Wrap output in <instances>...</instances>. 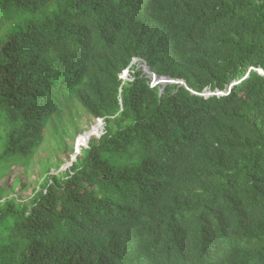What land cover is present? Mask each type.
<instances>
[{
	"label": "trees",
	"instance_id": "obj_1",
	"mask_svg": "<svg viewBox=\"0 0 264 264\" xmlns=\"http://www.w3.org/2000/svg\"><path fill=\"white\" fill-rule=\"evenodd\" d=\"M258 70L264 0H0V264H264Z\"/></svg>",
	"mask_w": 264,
	"mask_h": 264
},
{
	"label": "rangeland",
	"instance_id": "obj_2",
	"mask_svg": "<svg viewBox=\"0 0 264 264\" xmlns=\"http://www.w3.org/2000/svg\"><path fill=\"white\" fill-rule=\"evenodd\" d=\"M122 79H124V81H127V79L129 78V73L127 74H122ZM175 85V84H174ZM220 92V91H216L215 93ZM208 93H212V92H204L203 94H201V96H207ZM79 115L80 118L78 119L77 116L75 114L72 115L73 117V123L75 125L76 128V132L80 133V134H74L72 129H69V136L65 139L66 144H67V148L68 149H72V154L70 155V159L72 160L74 155H78L80 153L81 148H86L87 146H81L78 149V154L76 153V149L78 148L79 145H81L82 143L79 141V136L82 135L83 133H85V135H83V138H85L86 136H91V133L93 131L92 127L97 125V122L95 119L89 117L87 115V112L83 109H79ZM67 116V115H66ZM78 138V140H77ZM88 143V142H87ZM76 147V148H75ZM50 151L53 152L54 154L58 155V152L54 146V142L46 136V142L38 149V151L36 152V154L34 155V162H38V161H42L47 154H50ZM54 156V155H53ZM60 159H63V164L61 166V168L59 169V172H61L62 170L64 171L66 169V167H68L70 165V163H68L67 161H65V156H61L58 155ZM55 160V157L51 158V161L53 162ZM44 170V166L41 167H36L34 166L33 171L34 174L30 176V179H28L27 177H22L21 178V182L25 183L27 185V187L25 189L21 190V185H17L16 187V194L13 195L12 197H17V198H22V199H26L31 197L33 190L35 188V183L36 181L40 180V174L41 171ZM14 173V172H13ZM50 174H55L54 173V169L51 168L50 170ZM12 176V175H10ZM10 180V179H9Z\"/></svg>",
	"mask_w": 264,
	"mask_h": 264
},
{
	"label": "built area",
	"instance_id": "obj_3",
	"mask_svg": "<svg viewBox=\"0 0 264 264\" xmlns=\"http://www.w3.org/2000/svg\"><path fill=\"white\" fill-rule=\"evenodd\" d=\"M133 67H136L137 70H141L142 73L149 79V87L150 88H155V87H160V93H162L163 88L167 85H174L173 82H175V80L173 81L171 78L166 77V76H158L155 73H153L152 71H150L149 67L147 66L146 62L143 59L140 58H133L129 64V66L119 75V78L121 80L124 81V79H122V74H127L129 73V77H130V73ZM261 75L264 76V73H261ZM129 80V78L127 79V81ZM183 86L188 90V88L185 86V84H183ZM193 93V92H192ZM209 96H223L226 95V93L223 92H217V93H208ZM205 96V97H208ZM97 125L92 127V129H96V133L93 136L96 137H100L103 134V127H104V122L102 119H97ZM92 137V136H91ZM79 138V137H78ZM77 138V140H78ZM90 139V138H89ZM88 144V143H87ZM86 144V146H87ZM78 154V152H77Z\"/></svg>",
	"mask_w": 264,
	"mask_h": 264
},
{
	"label": "bare ground",
	"instance_id": "obj_4",
	"mask_svg": "<svg viewBox=\"0 0 264 264\" xmlns=\"http://www.w3.org/2000/svg\"><path fill=\"white\" fill-rule=\"evenodd\" d=\"M174 81V80H173ZM180 83H182V81H179ZM174 84H176L175 82H173ZM183 85V84H182ZM96 130V129H95ZM94 131V130H93ZM93 131H92V133H93ZM83 135H85V133H83L82 135H80L79 136V141L82 143L81 145H86L87 144V142H88V140H89V138L91 137H88V136H86V137H88L86 140H84L82 137H83Z\"/></svg>",
	"mask_w": 264,
	"mask_h": 264
},
{
	"label": "water",
	"instance_id": "obj_5",
	"mask_svg": "<svg viewBox=\"0 0 264 264\" xmlns=\"http://www.w3.org/2000/svg\"><path fill=\"white\" fill-rule=\"evenodd\" d=\"M257 72L260 73V74L263 73L261 70H258ZM176 81H177V80H176ZM182 84H183V83H181V85H182ZM231 88H232V85L229 86V90H230ZM88 141H89V140H88ZM75 151H76V153L78 152L77 150H75ZM75 157H76V155L73 156L71 162L75 160ZM70 164H71V163H70Z\"/></svg>",
	"mask_w": 264,
	"mask_h": 264
},
{
	"label": "clouds",
	"instance_id": "obj_6",
	"mask_svg": "<svg viewBox=\"0 0 264 264\" xmlns=\"http://www.w3.org/2000/svg\"><path fill=\"white\" fill-rule=\"evenodd\" d=\"M176 81V80H175ZM176 85V84H175Z\"/></svg>",
	"mask_w": 264,
	"mask_h": 264
}]
</instances>
